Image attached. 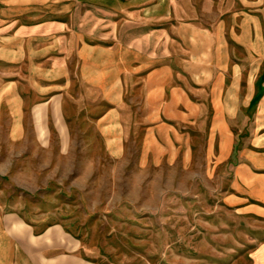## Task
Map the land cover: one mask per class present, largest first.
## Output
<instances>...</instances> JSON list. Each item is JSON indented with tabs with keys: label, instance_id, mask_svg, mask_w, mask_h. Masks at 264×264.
Listing matches in <instances>:
<instances>
[{
	"label": "crops",
	"instance_id": "1",
	"mask_svg": "<svg viewBox=\"0 0 264 264\" xmlns=\"http://www.w3.org/2000/svg\"><path fill=\"white\" fill-rule=\"evenodd\" d=\"M3 4L0 108L16 141L32 134L37 149L64 159L81 134L84 148L98 140L121 157L141 132L145 164H193L202 153L231 167L227 205L264 215L239 198L250 191L264 203V0ZM67 228L0 216V264H97ZM236 264H264V250Z\"/></svg>",
	"mask_w": 264,
	"mask_h": 264
},
{
	"label": "rangeland",
	"instance_id": "2",
	"mask_svg": "<svg viewBox=\"0 0 264 264\" xmlns=\"http://www.w3.org/2000/svg\"><path fill=\"white\" fill-rule=\"evenodd\" d=\"M5 72L0 66V87ZM80 136L64 159L57 149L48 156L32 134L16 141L0 108V216L65 223L97 264H236L264 250V215H240L226 203L231 167L217 168L202 153L193 164L185 157L145 164L141 132L129 134L121 157L105 154L98 140L84 148ZM51 158L56 164L46 169ZM239 198L264 211L250 191Z\"/></svg>",
	"mask_w": 264,
	"mask_h": 264
},
{
	"label": "trees",
	"instance_id": "3",
	"mask_svg": "<svg viewBox=\"0 0 264 264\" xmlns=\"http://www.w3.org/2000/svg\"><path fill=\"white\" fill-rule=\"evenodd\" d=\"M256 104V102H253V105H255Z\"/></svg>",
	"mask_w": 264,
	"mask_h": 264
}]
</instances>
